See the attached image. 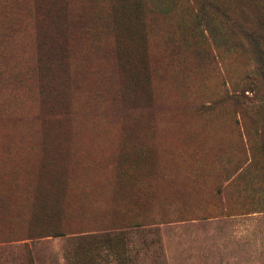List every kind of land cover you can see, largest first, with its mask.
I'll list each match as a JSON object with an SVG mask.
<instances>
[{"label": "rangeland", "instance_id": "rangeland-1", "mask_svg": "<svg viewBox=\"0 0 264 264\" xmlns=\"http://www.w3.org/2000/svg\"><path fill=\"white\" fill-rule=\"evenodd\" d=\"M87 126L53 215L37 180ZM191 220L264 264V0H0V264H168Z\"/></svg>", "mask_w": 264, "mask_h": 264}, {"label": "trees", "instance_id": "trees-1", "mask_svg": "<svg viewBox=\"0 0 264 264\" xmlns=\"http://www.w3.org/2000/svg\"><path fill=\"white\" fill-rule=\"evenodd\" d=\"M63 96H67V94H64ZM111 125L112 126H109V128L113 130L114 124ZM94 128L99 127H68L64 130L63 135H60L61 137L59 134L56 136V147H54L53 152L50 153L53 156L52 162L44 167L42 177H39L37 180L35 191L37 193L34 196L37 207H39L38 200L42 196L47 200H50L52 203L50 204L51 206L45 207V211H51L53 215L59 212L56 211L53 206H56V208H62L64 206L66 202L65 199L72 191L71 187L75 183V178L83 176L80 163L83 162L84 158L89 153L88 149L92 142L91 134L95 133L93 130ZM126 141L127 139L123 140V142L120 141V143H123V147L128 144L144 146L147 145L148 142L151 143V138L147 137L140 141V143L133 141L130 143L131 140ZM149 146L151 145L149 144ZM77 151L82 153V157L78 156ZM27 161L28 158L26 159V162ZM88 174H92L91 171ZM86 175L87 174H84V176ZM42 203L45 204V202ZM45 208L41 210H44Z\"/></svg>", "mask_w": 264, "mask_h": 264}, {"label": "crops", "instance_id": "crops-1", "mask_svg": "<svg viewBox=\"0 0 264 264\" xmlns=\"http://www.w3.org/2000/svg\"><path fill=\"white\" fill-rule=\"evenodd\" d=\"M161 230L168 264H215L205 222L166 223Z\"/></svg>", "mask_w": 264, "mask_h": 264}]
</instances>
